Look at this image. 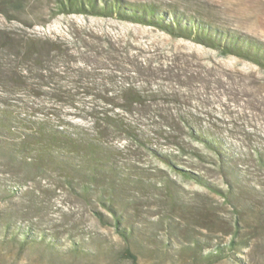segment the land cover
<instances>
[{
	"label": "trees",
	"instance_id": "trees-1",
	"mask_svg": "<svg viewBox=\"0 0 264 264\" xmlns=\"http://www.w3.org/2000/svg\"><path fill=\"white\" fill-rule=\"evenodd\" d=\"M23 1L0 0V12L9 16L11 10H21ZM55 5L62 13L115 17L152 26L173 38L191 40L264 69V42L219 25L201 11L131 0H56ZM0 33V160L10 167L7 172L16 183L37 186L45 182L86 200L95 218L111 225L124 241L120 256L137 263L135 247L144 234L139 222L143 224L146 188L156 180L155 185L164 186L172 201L177 203L182 196L179 185L168 176L160 174V181L146 179L153 167L141 164L137 156L151 154L179 178L217 189L224 199L236 202L240 211L231 223L233 231L226 233L231 237L225 244L212 236V223H202L208 232L198 238L199 226L189 220L181 224L173 212L166 215L170 219L167 234L176 237L196 261L214 264L252 240L251 235L241 234V223L247 220L241 213L255 210L244 196L251 193L264 198V193L243 190L240 178L245 157L221 138L198 131L200 123L194 117H200L199 112L183 109L175 87L166 86L167 82L189 86L203 79L189 61L131 54L112 38L83 50V45L76 48L67 40L31 37L24 44L5 30ZM74 63L81 65L70 73L69 65ZM178 131L189 136L184 138ZM115 139L126 143L116 145ZM164 145L173 146L176 154L183 152L201 163H211L227 187L216 186L194 166L185 167L178 155L164 154ZM250 156L264 168L263 150L252 148ZM35 191L30 187L23 194L33 207L38 203ZM162 221L152 224L157 227ZM32 227L20 231L26 239L21 244L34 236ZM158 234L154 232L149 240L157 243ZM72 239L77 240L75 235Z\"/></svg>",
	"mask_w": 264,
	"mask_h": 264
},
{
	"label": "rangeland",
	"instance_id": "rangeland-1",
	"mask_svg": "<svg viewBox=\"0 0 264 264\" xmlns=\"http://www.w3.org/2000/svg\"><path fill=\"white\" fill-rule=\"evenodd\" d=\"M131 1L201 11L219 25L264 42V0ZM55 2L24 0L19 11L11 10L9 16L0 12V31L9 32L11 37L24 44L31 37L62 39L76 48L83 45V50L96 45L97 41L101 45L106 38H112L121 47L129 48L131 54L189 61L203 79L189 86L179 87L175 82H167L166 86L175 87L178 97L181 96L183 109L191 107L199 112L201 116L194 117L200 123L198 131L221 138L226 146L245 157V162L241 164L245 171L240 178L244 181L243 190L264 193V168L250 156L252 148L264 151V69L234 55L224 56L191 40L173 38L152 26L121 21L115 17L62 13ZM80 65H69V72L72 73ZM177 134L184 138L189 136L184 131ZM192 139L197 143L195 138ZM114 143L122 146L126 141L115 139ZM161 151L178 155L185 167L194 166L216 186L227 187L211 163H201L183 152L176 154L171 145L162 146ZM137 159L141 164L153 167L146 179L154 177L160 181V174L168 176L176 181L182 194L176 203L166 196L164 186L155 185L156 180L146 188L143 224L139 222L144 234L135 247L139 253L137 263L120 256L124 241L111 225H104L95 218L86 200L76 197L66 188L50 186L45 182L37 186L16 183L13 174L7 172L10 167L0 160V264H204L184 250L176 237L167 234L170 219L166 215L173 212L181 224L185 225L189 220L199 226L197 232L201 235L198 238L205 237L208 232L202 229V223H212L215 231L212 236L219 237L225 244L231 237L226 233L233 231L231 223L240 213L234 206L236 202L224 199L215 188L179 178L174 170L154 155L139 154ZM30 187L36 189L34 197L38 203L35 207L24 196ZM244 198L255 210L241 213L247 219L241 223V234L251 235L252 240L214 264H264V198L251 193ZM161 219L163 221L157 227L152 224ZM31 224L34 236L27 244H21V239H26L20 231ZM7 225L9 229L5 228ZM156 231L159 233L157 243L149 240ZM74 235L83 244L73 240Z\"/></svg>",
	"mask_w": 264,
	"mask_h": 264
}]
</instances>
